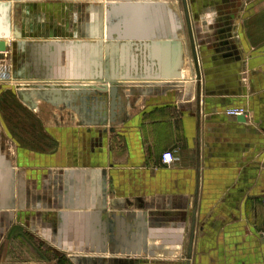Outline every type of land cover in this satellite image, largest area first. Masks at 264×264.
Returning <instances> with one entry per match:
<instances>
[{
    "label": "crops",
    "instance_id": "1",
    "mask_svg": "<svg viewBox=\"0 0 264 264\" xmlns=\"http://www.w3.org/2000/svg\"><path fill=\"white\" fill-rule=\"evenodd\" d=\"M145 1L0 0L16 86L0 93V129L14 145L0 149V264H55L13 240H28L12 226L23 218L39 226L26 234L92 259L264 264V0L188 3L202 37L200 67L186 77L184 23ZM112 78L126 83L127 101L113 123L79 104L38 99L32 109L18 96L28 85ZM233 106L247 108L244 122L225 114ZM166 150L176 159L162 165ZM1 219L12 224L4 244Z\"/></svg>",
    "mask_w": 264,
    "mask_h": 264
},
{
    "label": "rangeland",
    "instance_id": "2",
    "mask_svg": "<svg viewBox=\"0 0 264 264\" xmlns=\"http://www.w3.org/2000/svg\"><path fill=\"white\" fill-rule=\"evenodd\" d=\"M115 1H130V0H115ZM137 1V0H136ZM153 1H157V0H153ZM162 3L166 4L167 10L171 9L174 5L177 6V9L173 8L171 11H173V13H175V19L181 24L182 22L184 23V30L185 33H183V35L186 36V42H188V49H189V54H190V58L186 61L185 65V69L189 66H193L196 70L200 67L201 64V59H200V53L197 50V42H196V38H201L202 37V30H197L195 28V30H193V25L190 22V27H188V23L186 20V13L184 11V8L182 6V1L181 0H158ZM145 2H149V0H146ZM193 2H197V0H187V6L188 3H193ZM171 6V7H170ZM198 13V12H197ZM203 14V13H202ZM189 15V13H188ZM196 19H199L200 13L198 15H195ZM198 16V17H197ZM194 20V21H199V20ZM189 20H190V15H189ZM197 31V32H196ZM198 34L197 37H195V35L193 33ZM185 40V39H184ZM189 40V41H188ZM195 40V41H194ZM198 46L202 45L201 41L198 40ZM196 43V44H195ZM9 46H12V43L9 42ZM196 51V55L193 53V51ZM8 53V52H7ZM4 63V68L2 70V72H0V78L4 79V81L0 80V88L3 85L4 89L7 88L6 90H2V88L0 89V93L4 95V97L6 98H10L13 95H15L16 92V86L14 84V81L11 79V73H10V54L7 55H0V64ZM7 63V65H6ZM189 69V68H188ZM188 70H185L184 73V77L187 76ZM189 75V74H188ZM8 102V105L11 109H14L17 111V107H19L17 105L16 101H6ZM230 108H242L243 110H247V108L243 107V106H233ZM25 110V108H23ZM229 109V108H228ZM18 112H22V111H18ZM25 112H27L25 110ZM225 114L227 115V109L225 110ZM2 144V145H1ZM13 143H11V140L9 139L8 136H6L4 134L3 131H1L0 129V149L1 147L4 148L5 150H7V152L9 154H11V151L9 150V148H12ZM2 220V227L5 228L9 227L12 225L11 221L5 220V219H1ZM23 221V224H21L20 221ZM3 221L5 223H3ZM20 221L18 222L19 224L16 225H12L14 228L17 227L16 231H21L24 235H26L28 240H25V238L21 237H17L15 234L12 237L14 241H17L19 246H24L26 247L29 246L31 248V250L34 251V253L38 254V255H43L44 257L48 258V259H54L55 260V264H142L143 261H139L138 259H133V258H128V257H112L109 256L108 258H97V259H92L91 257H87L88 254H86L84 251L82 250H72V249H65V250H59L56 248H53V246H49L46 242H44L39 235H35L34 236V232H28L30 234H26L25 231H27V229L33 228L36 229V233L37 230L39 229L38 224L36 225L34 222H31L29 219L27 218H23L20 219ZM11 227V228H13ZM12 229L13 231H15V229ZM11 231V230H9ZM7 232V230H5V233ZM33 233V234H32ZM161 236V235H158ZM7 233L5 235H3V244L9 240V238H7ZM12 240V239H11ZM33 246H32V245ZM162 244L158 243L157 245H155V247L159 248L161 247ZM154 249L151 248V251H153ZM41 252V253H38ZM164 252L167 253H173V255H178L179 254V250L177 249H170V250H164ZM31 251L29 250H24V249H19L18 250V254L17 256H22V254H30Z\"/></svg>",
    "mask_w": 264,
    "mask_h": 264
},
{
    "label": "water",
    "instance_id": "3",
    "mask_svg": "<svg viewBox=\"0 0 264 264\" xmlns=\"http://www.w3.org/2000/svg\"><path fill=\"white\" fill-rule=\"evenodd\" d=\"M18 1V0H14ZM113 0H107V2ZM115 1V0H114ZM132 1V0H131ZM182 6L186 13V20L188 23V27L190 26V20L188 15V6L187 0H181ZM110 3H106V15H105V23H106V34L107 38L110 37L112 32V27L110 26V8L115 7L113 5H109ZM115 4V3H114ZM124 4V3H118ZM152 0H149L147 5H153ZM160 7L166 9V4L161 2ZM170 16L175 18V15L169 9ZM176 28H179V23L177 21ZM7 34H2L0 36V51H5L8 43H6ZM12 43V42H11ZM193 53L196 55V51ZM125 82L123 80L116 81L113 78L107 79L105 82L100 83V85H88L75 83L74 85L68 86H58L54 84L47 83L46 85H31L25 88L18 90V96L20 100L28 105L30 108L34 109L36 107V103L33 100L32 94L34 93L40 99L48 101L52 104H57L60 101H63L67 105L76 104L80 105L79 109L92 117V119L99 122V124H106L107 122L113 123L115 118L118 115H121L125 112L127 101H124L125 94L123 93V87L125 86ZM237 120L244 122L245 118L243 115L237 116ZM3 159V158H2ZM4 162L1 161V166H3Z\"/></svg>",
    "mask_w": 264,
    "mask_h": 264
},
{
    "label": "built area",
    "instance_id": "4",
    "mask_svg": "<svg viewBox=\"0 0 264 264\" xmlns=\"http://www.w3.org/2000/svg\"><path fill=\"white\" fill-rule=\"evenodd\" d=\"M0 55H7V50L5 51H0ZM7 65V63H6ZM4 68V63L0 64V72H2ZM1 81H4V79L0 78ZM248 114V112L246 110H243L242 108H229L227 109V116L229 117H237L240 115H243L244 118L246 117V115ZM176 159L174 152L171 150H166L164 152H162L161 156H160V163L162 165H168L172 162H174ZM262 236L264 237V233L262 234Z\"/></svg>",
    "mask_w": 264,
    "mask_h": 264
},
{
    "label": "bare ground",
    "instance_id": "5",
    "mask_svg": "<svg viewBox=\"0 0 264 264\" xmlns=\"http://www.w3.org/2000/svg\"><path fill=\"white\" fill-rule=\"evenodd\" d=\"M112 4V3H111ZM125 4V6H127V7H129L130 8V10L132 11V12H130L131 14H132V17H135L136 16V14L138 15V13H140V12H138V11H135V7L136 6H134V5H129V3H124ZM123 4V5H124ZM144 6V5H143ZM143 6H141V7H143ZM145 6H146V3H145ZM136 10H138V9H136ZM139 10H142V9H139ZM111 15V14H110ZM142 16V15H141ZM127 21V20H126ZM123 22V21H122ZM131 24H132V20H129L128 22H126L124 25V28L126 29H128L130 26H131ZM135 27H137V26H135ZM12 28V27H11ZM123 28V29H124ZM7 29V28H6ZM11 30V29H10ZM113 30H114V32H116V33H121V30L122 29H120L118 26L116 27H114L113 28ZM18 33V32H17ZM13 36H15V35H13ZM12 36V37H13ZM120 36V35H119ZM131 38V37H130ZM119 39V38H118ZM53 84V83H52ZM29 86V85H28ZM32 97H33V100L35 101V103H37V100L38 99H40L38 96H36L34 93L32 94ZM60 104V103H59Z\"/></svg>",
    "mask_w": 264,
    "mask_h": 264
},
{
    "label": "flooded vegetation",
    "instance_id": "6",
    "mask_svg": "<svg viewBox=\"0 0 264 264\" xmlns=\"http://www.w3.org/2000/svg\"><path fill=\"white\" fill-rule=\"evenodd\" d=\"M130 4V3H129ZM147 5V4H146Z\"/></svg>",
    "mask_w": 264,
    "mask_h": 264
}]
</instances>
